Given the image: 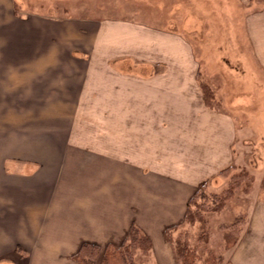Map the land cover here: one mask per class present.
<instances>
[{
  "label": "crops",
  "instance_id": "1",
  "mask_svg": "<svg viewBox=\"0 0 264 264\" xmlns=\"http://www.w3.org/2000/svg\"><path fill=\"white\" fill-rule=\"evenodd\" d=\"M134 1L141 11H162L163 5L178 10L172 0ZM200 1L202 19L211 10L222 24L236 3L250 8L254 0H234L232 6L226 0ZM47 9L0 0V156L6 138L2 107L25 109L16 126H26L27 114H33L37 125L24 139L40 144L26 154L47 156L18 169L28 177L8 175L0 164V264H76L73 256L82 243L102 250L118 245L132 225L149 237L153 262L175 264L163 232L180 224L192 195L230 166L234 119L205 104L192 46L174 29H162L157 15L147 22L138 13L60 16L54 2ZM172 15L169 26L176 27ZM245 19L252 58L264 69V0ZM86 123L95 124L88 148L79 139ZM37 164L43 169L34 173ZM90 164L129 172L138 185L122 195L123 201L136 200L131 211L115 218L103 212L106 221H86L78 210L81 197L72 201L58 194L68 171L79 175ZM153 173L162 185L146 182ZM106 177L103 172L95 185ZM166 202L171 205L162 209L159 204ZM226 264H264V210L250 213Z\"/></svg>",
  "mask_w": 264,
  "mask_h": 264
},
{
  "label": "rangeland",
  "instance_id": "2",
  "mask_svg": "<svg viewBox=\"0 0 264 264\" xmlns=\"http://www.w3.org/2000/svg\"><path fill=\"white\" fill-rule=\"evenodd\" d=\"M23 1L27 3L28 8H31V10L38 9L43 13L45 11L48 12L47 8L54 2L59 8L57 11L58 15L66 17L85 16L88 18V16L99 17L102 15H107L110 18L117 16L130 17V14L136 15L138 13V17L147 19L146 21L150 22L151 20L153 21L152 15L155 14L159 18L157 21L162 23V29H174L173 31L189 42L188 44L192 46L193 58L198 68V81L207 83L213 93L214 105L221 111H226L234 119L235 140L230 159V166H233L234 170L229 171V173H247V180L242 181L241 187H239L232 199L223 205L217 204L220 207L216 212L204 215L206 223L203 227H200L199 224L188 225L183 218L180 224L175 225L177 226L176 230L170 231L168 235L173 237L172 235L175 234H186L191 245L196 244L198 247L200 246L199 249H202L204 244L199 243L197 237L206 232L207 244L205 247L214 252L219 249L224 252L225 243L222 234L226 225L237 220V217L243 214L242 212L248 213L250 211L251 213L254 210H264V69L258 66L257 63L255 64L252 58L251 50L248 42H246L247 28L244 27L245 18L252 11L258 10L263 0H254L252 5H250L251 9L247 8L248 5L243 3L240 5V1L238 4L235 2V11H226L224 14L225 22L222 24L217 22L216 16L211 13V10L208 19H202V12L199 9L202 2L200 0L196 2L195 0H172L177 3L178 10L171 12L168 8L169 5H163L162 11H154L152 13L141 11L143 7L136 5L134 0ZM193 1L199 3V5H194ZM233 3L234 0H226L227 6H232ZM77 7H79V10H76ZM92 7L96 8V10ZM61 8L63 9L61 10ZM22 13L25 12L20 10L18 14ZM170 15L177 20L178 26H169ZM186 23H192V25H182ZM69 30L70 33H73L72 29ZM231 70L235 72L236 76L233 75ZM215 99L218 100V103L220 101L219 105L214 101ZM24 110L22 107L1 108V135L2 138L6 137L4 140L2 139L3 150H5V145L10 143H6L9 137H12L17 143L18 140L26 138V135H31L32 130L37 125L35 123L37 120H31L33 118L30 116L33 115L32 113L27 114L30 121H28L29 123L26 126L15 125L18 119L25 117ZM68 113L69 111L66 110L67 116ZM90 126H95V124L89 125V123H86L85 126L81 127L83 134L81 133L80 137L81 135L82 137L79 138L81 145L87 148L90 144L87 138L89 136L88 132L92 130ZM96 128H98V125H96ZM95 145L99 146V144ZM83 156L84 154H82ZM7 157H9L7 154H2L1 156L2 160ZM77 157L81 156L78 155ZM24 166L26 164L23 165L22 162H19L15 165V168L18 170L24 168ZM97 167H102L101 171ZM117 167H121V164H118ZM68 172L69 174L66 173L61 179L58 194L72 201L81 197L78 210L82 213V220L87 221L91 218V220L104 222L106 220L101 213L107 212L115 218L131 211V207L135 205V199L133 203L123 201L122 198V195H131L130 192L138 187L129 172L121 169L110 171L105 166H97L95 164H90L89 170L88 168L84 169L79 175L75 174V170ZM103 172L107 174V177L104 181H100L98 185H95V179H101ZM18 173L24 174L25 172L18 170ZM46 174L48 172H43L40 177ZM152 175L154 176L147 178L146 182L154 179L159 181L161 185L163 184L160 177H155L154 173ZM225 183L226 179L217 178L216 175L214 178L207 180L205 185H211L210 187L212 188L209 190L216 191ZM47 193L50 194V190ZM72 205L75 204L72 203ZM145 205L149 207L152 204ZM159 205L164 209L165 206L168 207L171 204L166 202ZM210 205L208 203V206ZM210 207H213V205ZM246 222H248L247 216ZM242 232L240 230L238 234ZM227 250L231 251L225 248L226 255L229 253ZM153 260L149 264H156Z\"/></svg>",
  "mask_w": 264,
  "mask_h": 264
},
{
  "label": "trees",
  "instance_id": "3",
  "mask_svg": "<svg viewBox=\"0 0 264 264\" xmlns=\"http://www.w3.org/2000/svg\"><path fill=\"white\" fill-rule=\"evenodd\" d=\"M200 86L205 104L208 107L219 109L214 105L213 93L208 85L202 82ZM231 170H234L233 166H229L217 174V178L226 179V183L218 190H209L212 188L210 187L211 185H204L192 195L184 215L185 223L191 226L199 224L200 227H203L206 223L205 214L216 212L220 204L223 205L232 199L236 191L241 187L242 181L247 180V173L236 174L233 172L230 174L229 171ZM208 203L211 204L210 206L213 205V207L208 206ZM217 204L219 205L217 206ZM242 213L237 217V220L225 227V231L222 234L225 243L224 252L220 249L214 252L205 247L207 244L206 232L197 237V241L204 244V247L199 249L200 246L189 243L186 234H175L172 235L173 237L168 235L170 231H175L177 226L166 228L163 232V238L171 247L175 264H226L231 251L239 244L247 228L246 216L249 221L250 211ZM240 230L243 232L238 234ZM225 248L231 250L230 252L227 250L229 252L227 255ZM151 249L152 245L149 237L138 227L132 225L120 244H107L102 250L96 244L84 242L73 256V260L76 264H149L152 261ZM203 253L204 255L202 256ZM201 257L203 258L200 263Z\"/></svg>",
  "mask_w": 264,
  "mask_h": 264
},
{
  "label": "flooded vegetation",
  "instance_id": "4",
  "mask_svg": "<svg viewBox=\"0 0 264 264\" xmlns=\"http://www.w3.org/2000/svg\"><path fill=\"white\" fill-rule=\"evenodd\" d=\"M10 142L8 144L5 145V150H3L2 154H7L9 155V157H7L6 159L4 158L2 160L1 156H0V164L2 167V171L8 175H14V174H18V170L17 168H15V165L19 162H22L23 165H25L26 163H30V161H34V163H36L37 160H41V158L43 159H47V156L45 158V156L39 155V154H26V153H30L31 147L32 149L36 146L37 148L39 147L40 142L38 141H34V140H26V139H21L18 140L16 143V140H14L13 138L8 139L6 141ZM26 149V150H24ZM30 149V150H29ZM30 159L29 161L26 159ZM37 163H41L37 162ZM37 170L34 171V173H38V171L41 169H43L42 166H40V164H37ZM42 167V168H41ZM16 172V173H14ZM20 175V174H18ZM23 177H28V175H26V172L24 174H21Z\"/></svg>",
  "mask_w": 264,
  "mask_h": 264
}]
</instances>
